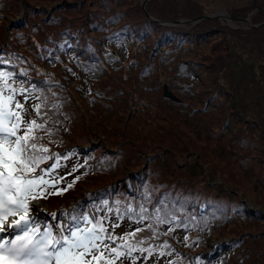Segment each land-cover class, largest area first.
Returning a JSON list of instances; mask_svg holds the SVG:
<instances>
[{"label": "rangeland", "instance_id": "rangeland-1", "mask_svg": "<svg viewBox=\"0 0 264 264\" xmlns=\"http://www.w3.org/2000/svg\"><path fill=\"white\" fill-rule=\"evenodd\" d=\"M183 1L172 0L171 5L165 0H146L144 4L151 6L149 8L154 9L155 12H161L166 16L169 14L171 17L172 13L169 11L170 6H175L174 4L178 5L179 3L182 6ZM0 2L5 4L3 14L0 15V27L6 26L8 21L13 23L18 18H23V15L28 22L24 20L25 25H22V30H30L31 32L28 31V33H32L39 39H42L47 32H53L52 36L58 39H60L61 36L63 38L65 34L67 38L65 42L67 45L65 52H76L79 48H84L85 53L89 54L94 61H97L98 64L92 65L88 70L81 68L80 65H76V68L67 66L65 68V73L71 75L74 79L66 82H64L65 80L60 81L61 85L59 84L60 86H58L59 88H68L74 94V97L72 99L68 98L66 102L68 107H71L69 111L71 118L74 120L73 139H80L83 141V143L80 144V150L87 153L89 152L96 156V158H104L102 160H105V162L109 164L108 170H106V168L102 170V173H104L103 175L92 177V179H95V183L100 180L106 181L120 174L122 171L126 172L127 168L133 166L131 165L132 163L137 162V158L133 161V157L137 156V154L146 153L151 155L153 159L149 158L151 159L149 163V176L145 179L146 183L144 185L140 184L138 187L141 188L140 193L145 195L144 198L148 201L147 204L157 206L155 210H162L164 216L169 219L168 213L165 214L164 205L161 204V199L164 198V196L162 195L161 197L160 195L159 197V195L155 196L152 194L155 192L156 194L163 192L161 187L168 185L166 181H171L168 179L169 176L176 178L174 182L177 184L184 182V177L177 178L180 176L179 174H183L179 169H176L178 173L171 172L169 174V171L166 174L167 171L165 170V174H163L159 168L161 163L166 164V162L163 161V159H165L163 154L167 151L163 150L162 147L164 145H169L170 143L168 141H170L178 145V148L174 151V153L178 155L174 167H176V164L178 166V161L182 164V167H185V165L188 166L183 169V172L186 174L190 170V167L193 166L189 163H192V160H194L193 164L196 167L194 173L196 171L197 176H201L200 178L204 181V184L208 181L211 185L219 184L222 186V188L217 187L219 196L231 200L232 198L241 200L244 207L250 208L254 216L257 215L256 211H260L264 219V135L259 136L263 133L258 130L256 134V130L254 129L250 131L245 129L246 133L240 132V130H238L239 127L236 125L237 123H233L231 117L224 121L219 114L223 110L221 114L224 116L225 112L234 109L233 107L236 104L238 107L241 106L243 108L246 113V118L252 119V117H254L260 129H264V71L256 66L253 72V68H250L242 59H232L233 55L231 52H240L241 49L239 46H234L232 49L227 47V44L231 45L236 38L235 30H245L251 27H233L239 24L233 19L231 21H227L226 19L222 21L217 17H212L214 20L209 21L207 24L209 26H214L215 22L216 24L222 23L221 26H223V28L219 32L217 31V34L213 37L210 34H206L203 39L204 41L201 40L199 46L195 45L198 47L194 48L195 46L192 47L191 45L190 49L184 51L186 54L193 55L194 58L203 63L197 67L198 69L196 70V75L202 76L199 79V89L206 87V90L203 92L205 97L208 94H213V98L209 105L203 109L204 100L200 99L198 101L194 91L185 96L181 94L183 96V101L187 102L185 106L182 103L175 104L173 101H167L160 96L159 86L162 84L161 81L168 79L170 74V71L164 70L165 67H159L158 70L152 69L150 76L141 81V84L139 82V87L134 89L135 93H130L127 87L123 85L124 83L117 78V76L122 73L125 66L118 62H113V57L110 56V52L107 50V48L112 49L113 45L109 46L104 40L105 35H108V33L115 28V25L103 31V33H94L89 25H86L85 28H80L88 35L93 33V36H90V38L81 36L84 34L80 29L75 28V25H79L81 22L74 21L82 20L86 13L91 21H103L104 23L102 22V25L110 22L111 19L116 21L122 19V13L126 21L133 23L137 22L136 24H139L142 22L141 10L145 9L143 13L146 12V8L140 6V0H0ZM248 3L249 0H194L190 7L195 11H203V14L209 13L218 7H223L230 15V13L233 14L235 12L234 10L236 8ZM164 7L165 9L163 10ZM53 10L54 13L52 12ZM25 11L26 13H24ZM49 13L53 15H49ZM17 14L19 15L15 18ZM56 15L61 17L62 29L60 31H52L53 26L43 24V21L49 16L58 18ZM144 15L161 26L167 25L184 29H190L192 28L191 25L202 20L200 19L195 22L186 20L176 22L179 18H190L193 16H179L177 18L174 17L175 19L171 18L164 20L157 18L154 14L150 15L147 12ZM177 15L179 14L177 13L176 16ZM50 18V23H54L55 21L52 17ZM106 18H108V20H106ZM37 23H41L42 26H36ZM120 24L121 22L117 23L116 26L119 27ZM99 40H101V42ZM235 40L237 41L238 39ZM107 41H109V38H107ZM190 44L193 43L191 42ZM115 45V52L122 56L124 60L132 57L135 51L140 50L137 46L139 44H134V42L127 41V43H123L120 41L119 43H115ZM168 51L172 53V50ZM141 53L139 57L142 60L148 52H144L141 47ZM179 54L180 56H185L184 53ZM254 55H256V53H254ZM71 58L73 59V57ZM217 58H219V60H224L226 64L222 67H218L214 64V60ZM132 64L134 65V63ZM44 66H48L46 69L53 74L54 78L58 76L55 74L57 68L53 67L48 62ZM46 69L45 67L43 68L44 71H46ZM144 70L147 72L148 69L144 68ZM148 73H150V70ZM136 75L133 74L134 77ZM129 76H132V72L129 73ZM221 87L227 90L229 94L222 92V90L220 91ZM121 88H124L127 97H124L126 95L121 96ZM86 90L90 91L94 96L91 98L92 101L90 102H85L81 96L87 93ZM26 94L30 97H36L34 93L31 92ZM103 95L108 96L105 97ZM128 96H130L131 99L128 98ZM132 97L135 99L137 97L139 103L136 105L137 108L134 110L137 111H134V113H132L131 110L133 107L132 101L134 100ZM102 98L107 99L109 104V106L105 107L106 109L103 110L100 106V100ZM17 99H19L21 103H24L25 107L33 114L32 106L36 99L30 98L25 102L23 95H18ZM232 102L234 105H232ZM190 107H194L193 110L187 111L190 110ZM89 108L94 111H90ZM223 121L230 129L228 132L231 136L226 137L227 140H224L220 134V124ZM62 127H66V121L62 124ZM168 128H172V134L171 136L169 134L170 139L167 141L164 135ZM125 134H132L136 139L126 140L127 137L124 138ZM246 138L249 140L251 139L250 144H253L251 147L243 146L238 148L240 144L233 142L236 140L246 143ZM231 142L234 143L233 147ZM184 143L187 145L188 143L190 144L189 146H184ZM222 146H224L225 152L218 153ZM188 151L191 153L190 155ZM193 151L203 154L198 165L195 163L198 162V155L196 156ZM230 151H233V153H230ZM159 155H161L162 158L154 160V157ZM80 160L81 157L76 155H72L66 159H59L58 161L61 167L52 172L50 176H45V180L48 181L49 185L55 184L56 187L47 189L41 188L35 193V199L30 197L31 203L35 207V211H37L29 212V214L35 218L34 226L38 227L36 222L42 219L44 214L46 215V212L53 215L57 211V209L53 211L47 209L49 208L48 203L39 194L63 187L71 177L83 169L78 165ZM241 164H246L248 169L242 167ZM73 169H75V171H73ZM60 177H63L62 181L59 179ZM202 181L200 183L197 182L199 186H196L195 189L208 194L209 188L212 187L207 185L205 189L204 184L202 185ZM93 185H89V188H93ZM84 188H86V186L83 187V189ZM229 192L233 196L227 194ZM239 196L244 199H241ZM223 204H232V207L229 209H233L234 211L239 210L241 207L239 204L230 203L226 200H223ZM255 206H257V209L253 208ZM99 209V204L95 208H91L94 216ZM226 212L227 215L224 221L228 222L220 223L221 220L216 219L215 228L217 229L214 233L206 232L203 234L202 239H204L206 243V250L203 251V254H215V257L218 254H230L227 264H234V261L237 260L235 257L242 252L240 249L242 247L234 249V246H232V243L227 238H237L236 235L238 233H245L243 231L254 230L259 226H254L255 224L253 225L252 223L247 224L246 222L242 224L239 223L240 225H238L236 223L237 219H229L230 215L234 213L229 210ZM210 218H206L202 221V224L204 226L207 225L209 220V223H212L214 220ZM16 219H18V217H16ZM9 220H11V218H9ZM241 220L243 219H239L238 221L240 222ZM163 221L164 222H161V220L158 221L159 226L166 229L165 233L176 241L190 242L191 235L189 234H202L201 230L203 227L199 225V221L192 225V228L185 226L186 220L182 221V225L185 227L182 225L178 226L179 221H175L178 225H172L171 223H173V221L171 220L167 221L164 219ZM105 223L107 225L106 234L121 236L124 232H132L134 225L139 222L138 220L135 221L129 218L116 219V217L110 216L106 219ZM114 224H118L120 227L113 229L111 225ZM221 225L222 227L218 228ZM81 226H83L82 223ZM243 228H246V230ZM44 229L45 227L40 228L41 231ZM0 235H3L6 240L15 238L7 233ZM133 240L136 239L134 238ZM254 242L255 241H251L250 239L248 240L246 248L250 245L251 250L247 252V255L250 257L241 264H264V259L262 261L256 258L253 259V251L256 252L255 246L259 244L258 241L256 243ZM246 248H244V250ZM150 250H152L151 253L147 251L135 252V254H132V257L124 261V264H186L181 260L176 261L175 259L171 261L172 251L167 253L164 252V249L159 248ZM161 253H163V255H161Z\"/></svg>", "mask_w": 264, "mask_h": 264}, {"label": "trees", "instance_id": "trees-1", "mask_svg": "<svg viewBox=\"0 0 264 264\" xmlns=\"http://www.w3.org/2000/svg\"><path fill=\"white\" fill-rule=\"evenodd\" d=\"M165 1L171 4L172 0ZM193 2L194 0H184L182 6L180 3L178 5L174 4L175 6H170L169 11L173 14H171V17L169 14L166 16L161 12H155L154 9L149 8L151 6L145 4L143 5V8H146V12L148 14H154L157 18L164 20L174 17L177 18L179 16L187 17L202 15L203 11H195L190 7ZM4 7L5 4L0 2V15L3 14ZM254 7L258 8H256V10L250 15V20L254 23L264 20V0H249L248 4H245L244 6L241 5L236 9L234 8L235 12L233 14L230 12L229 13L232 16V19L235 20L237 17L245 16L246 13ZM164 9L165 7L163 10ZM144 10H141L142 22L139 24H136L137 22L133 23L126 21V19L123 18L122 13V19L118 21L111 19L110 22L102 25L101 23L103 21H91L89 19L90 17H88V14L86 13L87 16L84 15L82 20L74 21L81 22L79 25H75V28H85L86 25H89V27H91L90 29H92L94 33H103V31H106L115 25V28H113L112 31L108 33V35H105L104 40L106 44H109V46L113 45L112 49L107 48V50L110 52V56L113 57V62H118L125 66L124 70L117 76V78L122 81V83H124L123 85L127 87L130 93H135L134 89L139 87V82L141 84V81L150 76L152 69L158 70L159 67H165L164 70L170 71V74L168 79L161 81L162 84L159 86L160 96L167 101H173L175 104L182 103L185 106L187 105V102L183 101L182 95L185 96L194 91L198 101L200 99L204 100V109L209 105L211 99L213 98V94H208L205 97L203 92L206 90V87L199 89V79L202 76H197L196 70L198 69L197 67L203 63L194 58L193 55L186 54L184 51L190 49L191 45L192 47L195 45L199 46V42L205 38L206 34H210L212 37L215 36L217 31L219 32L223 28V26H221L222 23L216 24L215 22L214 26H209L207 23L211 20H214V18L211 17L204 18L201 21L191 25L192 28L190 29L167 25L161 26L154 20L145 16L144 14L146 12L143 13ZM52 12L54 13V10ZM24 13H26V11ZM177 13L179 15L176 16ZM18 15L19 14H17L15 18H17ZM49 15L53 14L49 13ZM56 16L58 18L55 16H49L45 19V21H43V24H46L47 26H53L52 31H60L62 29V23L60 21L61 17L59 15ZM22 17L23 18H18L13 23L8 21L6 26L0 27V57H3L4 60L8 61L6 64H0V68L15 74L14 80L10 81V83H14V85L17 87L22 85L23 87L30 89V92L34 93V95L39 98L36 99L34 103V105H41L40 116L36 118L39 123L46 122L45 126L49 130L48 134H45L43 131L38 132V135L44 137L41 143L48 147L50 153L57 154L58 160L65 159V157L68 158L72 155L80 156L81 160L78 162V165L83 168L80 172L71 177V179L67 181L63 187L39 194L48 203L49 208L47 209L51 211L56 209L65 210L70 212L73 216L80 215L91 218L94 216L91 213V208L96 207L97 204H100V209L94 216L97 220L103 217L108 218L110 216H114L116 219H121V216H124V218H128L130 216L131 220H138L139 223L134 225L133 231H135L137 228L142 229V231L137 233L135 237L136 240H133L132 242L135 244L136 241H142V243L136 244L137 250L132 254H135V252L139 251L140 248L145 249L147 252H149L148 250L150 249L159 248L164 249V252L167 253L172 251L171 261L176 259V261L181 260L186 264H227L230 254H218L216 257L215 254H203V251L206 250V243L204 242L205 240L202 239V236L206 232L214 233V231L217 229L215 228L216 219H220V223L228 222L224 221V218L227 215L226 211L229 210L230 212L234 213L230 215L229 219H237L236 223L238 225H240L239 223L242 224L246 222L247 224L252 223L253 225L255 224L254 226H259L254 230H246V228H243L246 230L243 231L245 233H238L236 235L237 238H227L232 243V246H234V249L242 247L240 248L242 252L237 254L235 257L237 260L234 261V264H241L250 257L247 255V252L251 250L250 245L246 248L249 239L251 241H255L254 243L257 241L259 242V244L255 246L256 252L253 251L252 256L253 259L256 258L257 260L262 261L264 259V219L262 213L255 210L257 213L256 216H258L256 217L254 216L253 212H251L250 208L244 207V205L241 203V200L237 198H232L231 200L229 198H222L219 196L217 187L222 188V186L219 184L211 185L208 183L209 181L204 184V181H202L200 178L201 176H197L196 171L194 173V169H196L193 164L194 160H192V163H189L193 165V168L190 167V170L186 174L183 172V169L187 168L188 166L185 165V167H182V164H180L178 161V166L176 164V167H174V164L178 159V155L174 153V151L176 148H178V145L174 142L168 141L172 134V128L166 129L167 132L164 135V138H166L170 144L164 145L162 147L163 150L167 151L165 154H163V157H165L163 161L166 162V164L161 163L159 168L163 174H165V170L167 171L166 174L169 171V174L171 172L178 173L176 169H179L183 174H179L180 176L177 178L184 177V182L177 184L174 182L176 178L170 177L168 174V179L171 181H166L168 185L161 187L163 192L160 194H156L155 192L152 195H159V197L160 195L161 197L162 195L164 196V198L161 199V204H163L165 207V209L163 208L166 212L165 214L168 213L169 219L173 221V223H171L172 225L179 224L178 226H180L182 225V221L186 220L185 226L192 228V225L199 221V225L203 227L201 230V235L189 234L191 235L190 242H179L172 239L168 234L165 233L166 229H163L161 226H159V220H170L164 216V212L162 210L159 209V212L157 211L158 209L155 210L157 206L147 204L148 201L145 200V195L140 193L141 188L138 187L140 184L144 185L146 183V177L149 176V163L151 159H153L151 158V155L139 153L137 156L133 157V161L135 158H137V162L132 163L131 165L133 166L127 168L126 172L122 171L120 174H117L106 181L100 180L97 183L94 182L95 179H92V177L103 175L104 173H102V170L104 168L108 170L109 164L106 163L105 160H102L104 158H96V156L90 154L89 152L87 153L80 150V144L83 143V141L80 139H73L72 133L74 120L71 118L69 111L71 107H68L66 102L68 98L72 99L74 94L68 88H59L58 86L61 85L60 81L65 80L64 82H66L72 81L74 79L71 75H67L65 73V68L67 66L76 68V65H80L81 68L88 70L92 65H97L98 63L97 61H94V59L89 56V54L85 53L84 48H79L76 52H65V48L67 46L65 44L67 40L65 34L63 38L61 36L60 39H58L52 36L53 32H47L42 39H39L32 33H28L30 30H22V25H25L24 20L28 22V20L25 19L23 15ZM50 17H52V19L55 21L54 23H50ZM106 20H108V18H106ZM119 22H121V24L118 27L116 24ZM37 25H41V23H37L36 26ZM80 31L84 34L81 35L83 37L90 38V36H93V33L88 35L81 29ZM235 33V39L238 40L236 41L234 39V42H232L231 45L227 44V47L232 49L234 46H239L241 50L240 52L232 51V59H242L248 64L250 68H253V72L255 71L256 66L264 71V26L251 27L245 30H235ZM107 38H109V41H107ZM99 41L101 42V40ZM120 41L123 43H127V41H129L134 42V44H139L137 46L140 48V50L135 51L132 57L124 60L122 56L115 52L116 48H114V46H116L115 43H119ZM191 42L193 44H190ZM198 46H195L194 48ZM141 47L144 52H148L142 60L139 57L140 54H142ZM168 50H172V53H169ZM179 53H184L185 56H180ZM254 53H256V55H254ZM71 57H73V59ZM47 62L53 67L57 68L55 74L58 76H56V78H54L53 74L46 69L48 66H44ZM132 63H134L135 66ZM214 64H216L218 67H222L226 63H224V60H219V58H217L214 60ZM44 67L46 71L43 70ZM144 68L148 69L147 72L144 70ZM149 70L150 73H148ZM130 72H132V76H129ZM133 74L137 75L134 77ZM32 85H35L34 91H31ZM162 86H165L166 90L169 91L174 97L165 95ZM223 89L224 88L221 87L220 91L222 90V92L229 94L227 90ZM124 91V88L120 89L121 96L127 94ZM86 92L87 93L81 95L83 100L85 102L92 101L91 98L94 96L90 91L86 90ZM103 96L106 97L108 95ZM124 97H127V95ZM128 98H130V96H128ZM132 99H134L132 101L133 107L131 108L130 106V108L132 113H134V111H137L134 109L137 108L136 105L139 103L137 97L136 99L132 97ZM232 105H234L233 102ZM100 106L102 110L106 109L105 107L109 106L107 99L102 98L100 100ZM193 108L194 107H190V110L187 111H192ZM233 108L234 109L232 110H228L227 108L228 111L225 112L224 116L221 114L223 112L222 110L221 113H219L221 119H224L225 121L231 117L232 122L237 123L236 125L239 127L238 130H240V132H245V129H248L249 131L254 129L256 130V134L258 130L263 133L259 136L264 135V129H260V126L254 117H252V119L246 118V113L241 106L238 107L235 104ZM89 110L94 111L91 108H89ZM32 115L35 116L36 113L33 111ZM65 121L66 127L63 128L62 124ZM224 121L220 124V134L224 140H227L226 137L231 136V134L228 132L230 129L225 125ZM126 137V140L136 139L132 134H125L124 138ZM246 139V143L236 140L233 142L240 144L238 148L243 146L251 147L253 145L250 144L251 139ZM233 142H231L232 147L234 144ZM189 144L190 143H188V145L184 143V146H189ZM219 150L220 151L218 153L225 152L224 146H222V148ZM188 153L189 155L191 154L189 151ZM194 153L196 156L198 155V162H195L198 165L199 160L203 157V154L196 153V151ZM230 153H233V151H230ZM170 154H172L173 157ZM160 158H162L161 155L154 157V160H159ZM55 162L56 160L46 161L41 165V167L48 168L49 165ZM241 166L248 169L246 164H241ZM77 177H79V179H76ZM201 181L202 185L204 184V188L207 185L212 187L209 188L208 194L195 189L196 186H199V184L197 185V182L200 183ZM68 185H72V187L68 188ZM89 185H93L94 187L89 188ZM85 186L86 188L83 189ZM65 188H68V190L63 191L62 194H56ZM227 194L232 195L230 192ZM241 199L244 198L242 197ZM223 200H226L230 203L239 204L241 207L239 210L234 211L233 209H229L232 207V204L224 205ZM141 208L145 210L143 220H140ZM253 208L257 209V206ZM129 209L132 211L129 212ZM35 210L36 209L30 200L29 212H37ZM50 217L51 213L46 212V215L44 214L42 219L38 220L36 224L40 228L52 226V231L54 234H56L58 229L63 228L61 226V219L59 217L55 218V222L52 224ZM206 218H210L214 221L209 223V220L207 225L204 226L202 221H204ZM239 219L243 220L239 222ZM105 221L106 219L103 220V225L106 229L107 225ZM175 221H179V223L177 224ZM220 227H222V225L218 228ZM127 233L128 232H124L121 234V236H124ZM116 242L121 243L119 240ZM244 248L246 249L244 250Z\"/></svg>", "mask_w": 264, "mask_h": 264}, {"label": "snow or ice", "instance_id": "snow-or-ice-1", "mask_svg": "<svg viewBox=\"0 0 264 264\" xmlns=\"http://www.w3.org/2000/svg\"><path fill=\"white\" fill-rule=\"evenodd\" d=\"M6 63L8 61L0 57V64ZM14 77L13 72L0 68V234L15 237L6 240L0 235V264H124L137 250L136 244L142 243L132 242L142 231L140 228L116 237L106 234L103 220L107 217L97 220L94 216L80 215L72 217L76 222L73 226L58 229L56 234L52 226L43 231L34 226L35 218L29 214L30 197L35 199V193L41 188L56 187L49 185L45 176H50L61 165L57 154L50 153L41 143L44 137L38 135L40 131L49 132L46 122L39 123L36 118L40 116L41 105L32 106L36 113L33 116L17 99L18 95H23L25 102L39 98L27 95L30 89L10 83ZM34 90L35 85H32L31 91ZM49 160H56V163L42 168L41 165ZM59 179L62 181L63 177ZM144 211L141 208L140 220L144 219ZM9 217L13 218L11 222ZM111 227L115 229L120 225Z\"/></svg>", "mask_w": 264, "mask_h": 264}, {"label": "water", "instance_id": "water-1", "mask_svg": "<svg viewBox=\"0 0 264 264\" xmlns=\"http://www.w3.org/2000/svg\"><path fill=\"white\" fill-rule=\"evenodd\" d=\"M145 1L146 0H140V6L142 8H143V4H144ZM219 8L224 10L223 7H218L215 10H213V11H211L209 13H206V14L197 15V16H193V17H190V18H183V17L179 18V19L176 20V22H181V21H185V20L189 21V22H195V21H198V20L204 19V18H211V17H217L218 18L220 16L217 15L216 10L219 9ZM256 8H258V7H254L252 9H250L246 13V15L243 16V17L235 18V21L238 22L239 24H238V26H233V27L244 28V27L264 26V20H261V21H259L257 23H252L250 21V15L256 10ZM224 11L226 12V10H224ZM226 19H227V21H231L232 20V16L227 13V18ZM163 92H164L165 95H168L170 97H174L169 91L166 90L165 86H163Z\"/></svg>", "mask_w": 264, "mask_h": 264}, {"label": "bare ground", "instance_id": "bare-ground-1", "mask_svg": "<svg viewBox=\"0 0 264 264\" xmlns=\"http://www.w3.org/2000/svg\"><path fill=\"white\" fill-rule=\"evenodd\" d=\"M216 13H217V15H219L220 17H218L220 20H222V21H224L226 18H227V13L223 10V9H221V8H219V9H217L216 10ZM227 20V19H226Z\"/></svg>", "mask_w": 264, "mask_h": 264}]
</instances>
